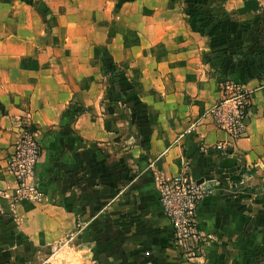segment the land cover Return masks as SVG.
<instances>
[{"label":"crops","instance_id":"obj_1","mask_svg":"<svg viewBox=\"0 0 264 264\" xmlns=\"http://www.w3.org/2000/svg\"><path fill=\"white\" fill-rule=\"evenodd\" d=\"M42 1L52 34L35 6L0 4L11 27L0 31V188L14 185L5 157L21 125H31L44 191L7 217L1 197V221L33 245L76 229L105 249L97 255L105 264H264V76L193 38L174 0ZM226 3L248 12L262 0ZM109 65L121 68L137 102L134 126L114 120L103 100ZM219 77L251 90L244 132L226 153L211 145L228 133L202 116L219 98ZM182 170L206 188L197 216L217 240L207 239L194 263L179 261L156 190L159 174Z\"/></svg>","mask_w":264,"mask_h":264},{"label":"rangeland","instance_id":"obj_2","mask_svg":"<svg viewBox=\"0 0 264 264\" xmlns=\"http://www.w3.org/2000/svg\"><path fill=\"white\" fill-rule=\"evenodd\" d=\"M12 1L0 0V4L6 5L12 3ZM19 1L21 6L26 3L35 6L37 10L44 13L49 25V32L53 33L55 22L45 1ZM226 1L174 0L175 3L180 5L183 18L186 20L193 38L208 41L209 50L215 56L217 54L228 56L238 64V68L245 70V72L264 76V0L255 9L248 12H242L241 9L228 5ZM119 2L120 0H116V3ZM1 21L2 18H0V31L10 30L11 27L1 24ZM115 69L116 73H120L113 78H110L109 73H105V99L103 100L108 105L113 106L114 120L124 119L127 126H134L137 121V112L135 111L137 102L125 94V90L128 88L122 83L125 76L121 74L120 67L115 66ZM223 79L225 78L219 77L217 85ZM240 81L245 84V81ZM118 110H122V112ZM132 131L135 133V129ZM135 136L133 134V140ZM5 203L2 213L4 217H7L11 213L7 202ZM9 223L0 219V264H97V262L105 264L104 259L99 261L97 257L105 249H99V244L91 238L81 239L75 232L76 229L56 243L33 245L25 236L17 235L14 227L15 223ZM212 236L214 238L209 239L217 241L216 237ZM205 241L200 255L196 257L185 255L174 241V245L178 249L179 261L196 262L194 259L202 257L204 254Z\"/></svg>","mask_w":264,"mask_h":264},{"label":"built area","instance_id":"obj_3","mask_svg":"<svg viewBox=\"0 0 264 264\" xmlns=\"http://www.w3.org/2000/svg\"><path fill=\"white\" fill-rule=\"evenodd\" d=\"M219 98L203 113L219 129L226 131L228 139H219L211 148L228 152L236 139L242 136L251 102V90L239 79L225 78L218 83ZM201 148H204L201 145ZM41 144L36 130L31 125H21L13 149L5 157L4 168L14 177L10 189L0 188L9 212L16 214V206L28 198L41 201L43 188L35 176ZM156 190L161 208L172 226L174 241L189 257L199 256L203 242L214 238L204 235L200 229L197 207L206 192L200 182L193 179L187 170L173 175L159 174Z\"/></svg>","mask_w":264,"mask_h":264},{"label":"trees","instance_id":"obj_4","mask_svg":"<svg viewBox=\"0 0 264 264\" xmlns=\"http://www.w3.org/2000/svg\"><path fill=\"white\" fill-rule=\"evenodd\" d=\"M114 70H115L114 65H109V67L107 69L105 68V73H109L110 78H113V77L117 76L118 73H120V72L116 73ZM82 109H83L82 107L76 108V110H78V111H81Z\"/></svg>","mask_w":264,"mask_h":264},{"label":"water","instance_id":"obj_5","mask_svg":"<svg viewBox=\"0 0 264 264\" xmlns=\"http://www.w3.org/2000/svg\"><path fill=\"white\" fill-rule=\"evenodd\" d=\"M197 182H200V180H197Z\"/></svg>","mask_w":264,"mask_h":264}]
</instances>
